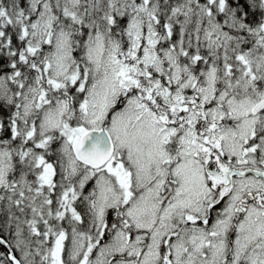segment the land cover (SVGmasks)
Wrapping results in <instances>:
<instances>
[{"label":"snow or ice","instance_id":"obj_1","mask_svg":"<svg viewBox=\"0 0 264 264\" xmlns=\"http://www.w3.org/2000/svg\"><path fill=\"white\" fill-rule=\"evenodd\" d=\"M0 264H264V0H0Z\"/></svg>","mask_w":264,"mask_h":264}]
</instances>
